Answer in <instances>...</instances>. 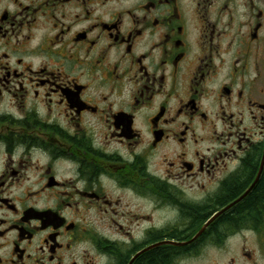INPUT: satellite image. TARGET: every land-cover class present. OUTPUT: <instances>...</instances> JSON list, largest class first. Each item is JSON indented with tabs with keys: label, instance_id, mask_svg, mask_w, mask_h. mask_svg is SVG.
Returning a JSON list of instances; mask_svg holds the SVG:
<instances>
[{
	"label": "flooded vegetation",
	"instance_id": "af4514ba",
	"mask_svg": "<svg viewBox=\"0 0 264 264\" xmlns=\"http://www.w3.org/2000/svg\"><path fill=\"white\" fill-rule=\"evenodd\" d=\"M263 178L264 0H0V264H264Z\"/></svg>",
	"mask_w": 264,
	"mask_h": 264
},
{
	"label": "trees",
	"instance_id": "16d2710c",
	"mask_svg": "<svg viewBox=\"0 0 264 264\" xmlns=\"http://www.w3.org/2000/svg\"><path fill=\"white\" fill-rule=\"evenodd\" d=\"M259 197L252 198V203L255 204V206H264V178L260 182L259 188Z\"/></svg>",
	"mask_w": 264,
	"mask_h": 264
},
{
	"label": "water",
	"instance_id": "95a60500",
	"mask_svg": "<svg viewBox=\"0 0 264 264\" xmlns=\"http://www.w3.org/2000/svg\"><path fill=\"white\" fill-rule=\"evenodd\" d=\"M257 181H258V179H257ZM256 181V182H257ZM256 182L254 183V185L256 184ZM241 199H238V200H236L235 202H233V203H231L230 205H228L227 207H225L223 210H227L229 207H231L232 205H234L235 203H237L238 201H240ZM214 219V218H213ZM212 221V220H211ZM200 233H201V231H200ZM199 233V234H200Z\"/></svg>",
	"mask_w": 264,
	"mask_h": 264
}]
</instances>
